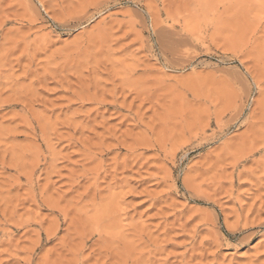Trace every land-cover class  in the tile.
Masks as SVG:
<instances>
[{
  "label": "rangeland",
  "instance_id": "obj_1",
  "mask_svg": "<svg viewBox=\"0 0 264 264\" xmlns=\"http://www.w3.org/2000/svg\"><path fill=\"white\" fill-rule=\"evenodd\" d=\"M0 264H264V0H0Z\"/></svg>",
  "mask_w": 264,
  "mask_h": 264
}]
</instances>
